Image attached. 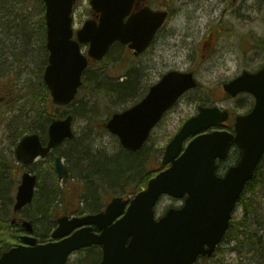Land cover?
<instances>
[{
	"label": "water",
	"instance_id": "obj_1",
	"mask_svg": "<svg viewBox=\"0 0 264 264\" xmlns=\"http://www.w3.org/2000/svg\"><path fill=\"white\" fill-rule=\"evenodd\" d=\"M43 1L50 53L44 80L53 103L58 106L69 105L82 85L89 61L81 52V44H89L88 56L95 60L103 59L116 42L129 45L139 55L150 46L166 18L165 14L149 9L130 16L133 0H90L98 21H87L75 40L72 13L76 0ZM196 86L192 74L170 72L151 88L142 102L115 114L107 128L118 136L125 149L138 151L164 113ZM225 89L232 95L250 92L257 101L250 114L237 118L235 135L226 132L198 135L222 126L229 117L228 112L217 107L201 109L167 146L163 164L171 166L151 179L128 207L129 201L114 198L102 213L59 218L52 237L62 240L48 244H37L32 236V222L24 220L22 226L27 234L22 236V244L2 253L0 264H66L74 252L95 245L102 247L100 264H195L199 256L211 257L227 233L237 202L264 156V70L244 73ZM72 121V116L54 120L46 145L37 133L25 136L16 149L17 160L31 164L72 139ZM196 135L183 151L186 139ZM232 144L242 150V156L224 177H219L215 173L216 161L227 158ZM55 168L60 178L68 175L59 157ZM36 184V175L23 174L15 212L32 203ZM164 194L177 199L186 196L185 204L181 209H170L157 220L154 208ZM94 227L99 233L94 232Z\"/></svg>",
	"mask_w": 264,
	"mask_h": 264
},
{
	"label": "rangeland",
	"instance_id": "obj_2",
	"mask_svg": "<svg viewBox=\"0 0 264 264\" xmlns=\"http://www.w3.org/2000/svg\"><path fill=\"white\" fill-rule=\"evenodd\" d=\"M215 1L217 0L210 3ZM255 2H258L257 6H254ZM148 3L157 9H167L170 13L150 50L139 57H134L128 54L126 47L116 44L106 59L93 63L88 69L86 85L78 99L70 106L56 108L48 105L46 101H41L43 92L39 87L49 57V52L43 45L44 39L46 40V27L42 26L45 10L41 8V4L37 2L33 4L30 12L27 11L28 17L21 18L27 22V32L17 40L14 33V0H0V158L11 166L10 169H6L5 175L1 174L0 167V177L10 188L13 197L11 207L15 203L21 175L25 170L36 174L39 183L43 182L45 196L52 194L50 192L53 189H59L57 195L52 194L54 201H51L53 204L51 209L56 219L62 215L81 216L84 215L82 213L90 212L98 192L103 196L102 202L105 203L103 208L113 197L132 198L133 188L120 184L121 179H118L115 166L117 159L118 164L127 166L126 159L122 157L125 151L114 135L105 132L106 121L114 113L122 112L142 100L148 89L170 71L192 72L201 85V88L184 96L166 115L144 149L141 160L143 170L144 168L148 170L149 175L147 178L142 176L136 182L137 191L144 190L160 167L166 146L182 125L197 114L199 108L197 105L208 103L210 97L215 100L221 98L223 84L233 80L244 70L256 69L264 64V44L261 43V40H264L263 0L238 2L237 5L243 4L244 9L237 18L231 15L223 16L222 9L213 10L211 6L203 2L197 5L193 0H148ZM91 16L90 1L77 0L74 10L75 30H79ZM209 32L213 34L212 41H206ZM14 44L17 45L16 49ZM88 49V45L82 46L85 54ZM127 80L130 83L129 88L120 94L114 85ZM36 91L40 98L34 103L31 94ZM19 97L20 103L14 107V99ZM43 108H47L54 117L68 115L74 117L75 142L65 143L50 158L22 168L15 158L20 140L34 131L39 132L42 139L47 138V131L42 133L46 130L44 117L37 116ZM224 108H231L235 117L246 113L251 107ZM17 128L24 134L23 137L16 133ZM57 156L63 158L70 170V175L63 180L58 179L54 170V159ZM99 156L117 158L104 169L107 179L103 180L91 173L97 182L104 185V190L99 188L101 185L96 182L93 188H90L86 183L87 171L82 168L83 162L90 163L89 160L86 162L88 157L92 162ZM104 166L105 164L101 170ZM260 192L259 214L262 215L264 187ZM182 205L183 200L165 196L156 207V217H162L169 208ZM45 207L43 201L41 203L37 201L27 213L20 214V217H25L40 226L35 235L38 240H41L39 235L47 231L51 235L55 229L46 220L48 218H41ZM2 209L3 205L0 207V210ZM2 214L0 212V218ZM244 217L243 223L249 225L245 228L247 234L256 233L262 240L259 241L256 237L244 247L231 233L232 235L221 245V250L201 264H264V255L261 252L264 251V226L260 227L264 221L263 217L259 216L260 222L256 221L257 217L252 214L246 215L244 208L239 204L233 218L236 228ZM240 231L242 234L239 227V233ZM23 234L19 228H14L6 235L9 245L15 246L20 243V236ZM101 259V250L95 248L73 254L68 264H100Z\"/></svg>",
	"mask_w": 264,
	"mask_h": 264
},
{
	"label": "trees",
	"instance_id": "obj_3",
	"mask_svg": "<svg viewBox=\"0 0 264 264\" xmlns=\"http://www.w3.org/2000/svg\"><path fill=\"white\" fill-rule=\"evenodd\" d=\"M36 2L41 4V8L44 10L42 0H14V26H15L14 33L17 35V40H20L21 35H23V33L27 32L26 31L27 22H24L23 20H21V18H23L24 16H26V18L28 17L27 11L29 10V12H30L31 7ZM42 26H43V28L45 26L44 17H42ZM261 43H264L263 39L261 40ZM43 45H44V49H46V40L45 39H44ZM16 46L17 45L14 44V49H16ZM40 79H41L40 80V86H39L40 91H42L44 93V94L42 93V95H41V97H42L41 101H43V102L46 101V103L48 105L53 106L49 91H48V89H47V87L43 81V76ZM129 84H130L129 81L127 80L123 83H119V82L115 83L114 86L120 94H123V92L129 88ZM31 96H32V98L34 97V100H33L34 103L36 102L37 99L40 98V95H38V91L32 93ZM20 98L21 97L14 99V107H17V105L20 103ZM47 108H43V110L41 112H38V114H37L38 117H42V118L44 117V120L46 123V126H45L46 130H44L42 133L47 131V127H48L47 124H49L51 122L52 116H53L51 113H49ZM46 114H48L47 117L45 116ZM24 124H25V122H24ZM16 133L20 137H23V135H24L21 132H19L18 128L16 129ZM72 142H75V141L72 140ZM72 142L68 141L67 143L70 144ZM143 153H144V149H142L136 153L125 152L124 153L125 155L122 157H124V159H126V161L125 160L124 161H125V164H127V166L118 164L117 158L108 159V158L101 157L102 159L100 158V160H101L100 162L105 164V166L103 167L102 170H101V167L103 164L101 165V163H100V165L96 166V165H94L93 160H92V162L89 161L90 162L89 164L83 162L82 168L85 169V171H87V178H86L87 185L91 186V184H94L96 182L98 185H101L99 188H102L104 190V187H103L104 185L97 182L98 180H95L93 178V175H91V173L96 174L97 176L101 177L103 180L107 179L108 177H107V174L105 173L104 169H106V165L107 166L109 165L108 163L113 162L114 160L117 159L116 160L117 162H115L117 165H115V166L117 167V176H118V179H121V184L123 185V187L128 185L131 189L133 188L132 193L137 192L138 183H136V182L142 176L147 178L149 175L148 170L146 171L145 168L143 170V165H142L143 162L141 160V158H143V156H144V155H142ZM105 162H107V163H105ZM111 164H113V163H111ZM0 167L2 170L1 174L5 175L4 172L6 171L7 168L10 169L11 166H10V164L5 163L3 158H0ZM80 167H81V165H80ZM53 173H54V171H53ZM42 183L43 182L38 184V190L36 192L34 203H36L37 201L40 203L42 201L44 202V205L46 207L44 209V212H42L43 214L40 213L42 215L41 218H43V219L48 218L46 220H48V222H50L51 226L53 227L56 223V216L52 212L53 209H51V207L53 206V204H51L52 203L51 201H54L52 194L57 195L59 189L55 188L50 192L52 194H50V195L47 194L45 196L44 195L45 189H44V186ZM263 187H264V158H263L262 162L260 163V165L258 166V169L255 173L254 179L247 185L245 193L242 196V198L240 199V203H239L244 208L245 214L246 215H251V214L254 215L255 217H257L256 221H258V222H260L259 216H262L263 220H264V214H262V215L259 214L261 211V207H260L259 200H258V196H260V193H261L260 191H262ZM9 189L10 188H8V184L7 183L5 184L4 181L0 177V207H2V205H3V209L0 210V212L3 213L1 218H0V253L3 250L9 248V246H10L9 245V239L6 237V235L8 233H10V229L13 228L12 226H10V220H9V216H8L10 214V207H11L10 205H11V202L13 200L11 191H9ZM8 192H9V194H8ZM101 194L102 193L99 194V192H98V194L96 196L97 199L96 198L94 199L93 205L90 209V212H96V211L100 210L102 203H103L102 202L103 196ZM33 204L28 206L26 209H24L22 211V213H24V214L27 213V211L33 206ZM244 221H245V217H244V220L238 224L240 229H242V234H241V231L239 233V227L237 226V228H236L235 222L233 221L231 223L230 230H229L228 234L226 235V240L230 235L233 234V237L235 238V240L240 241V244L244 245V247L246 245H248L249 242L256 237L259 239V241H261L262 238L258 237L256 233L254 235H252L251 233H249V235L247 234V231L245 228L249 227V225L243 223ZM262 226H264V221H263V224L260 225V227H262ZM14 227L19 228L18 226H14ZM35 227H36L37 231L40 230L39 229L40 226L35 225ZM236 230H237V234H235ZM39 236L41 239L40 241L42 243H45L49 240L50 232L47 231L46 233L39 235ZM241 238H243V239H241ZM221 248L222 247L218 248V251L221 250ZM93 249H95V248H93ZM261 252L264 255V251H261ZM98 257H100V255Z\"/></svg>",
	"mask_w": 264,
	"mask_h": 264
},
{
	"label": "flooded vegetation",
	"instance_id": "obj_4",
	"mask_svg": "<svg viewBox=\"0 0 264 264\" xmlns=\"http://www.w3.org/2000/svg\"><path fill=\"white\" fill-rule=\"evenodd\" d=\"M193 1L197 5H201V2H203L205 5L211 6V9H213V10L222 9L221 15H223V16L231 15L235 18H237L242 13V11L244 9L243 4L237 5L238 2L241 3V0H217L214 3H210L212 0H193ZM227 1H229V2L227 4H225ZM257 5H258V2H255L254 6H257ZM147 6L151 7L153 10H156V11L163 10V9H157V8L152 7L148 3V0H135L134 11H138L139 9H141L143 7H147ZM254 6H253V8H254ZM212 36H213V34H211V32H209L207 35L206 41H212ZM131 53L133 54V52H131ZM258 70H260V69L256 68V69H251V70H244L243 72L249 71V72L255 73ZM220 97L221 98H218L216 100L211 99V97H210V102L207 103L204 107H215L216 105H218L219 107H254V105H255V99L253 98V96H251L247 93H241L237 96H231L230 94H227L223 91V93L221 94ZM225 104H227V106H224ZM226 109L229 111L231 119L228 120L225 123V125L222 128H220V130H224L226 132L234 134L235 133V120L232 119V115L234 114V111L231 108H226ZM240 154H241L240 150L238 148H236V146H232V148L229 152L228 158L226 160H223V161L221 160V161L217 162L218 173L219 174H225L228 171V169L237 162L238 158L240 157ZM231 159H233V162L230 163ZM10 217L12 218L11 220H12V223L14 225V220H13L14 216L12 217V214H11ZM203 261H205V258H202V260H200L199 264H201Z\"/></svg>",
	"mask_w": 264,
	"mask_h": 264
},
{
	"label": "bare ground",
	"instance_id": "obj_5",
	"mask_svg": "<svg viewBox=\"0 0 264 264\" xmlns=\"http://www.w3.org/2000/svg\"><path fill=\"white\" fill-rule=\"evenodd\" d=\"M101 159H102V158H101ZM88 160L90 161V158H89V157L86 159V162H87ZM98 160H100V156H99L98 158H96V159L93 160V161H94V165H96V166H97V165H100L101 162L98 161ZM75 161H77V160H75ZM120 184H121V183H120ZM90 188H93V184H91Z\"/></svg>",
	"mask_w": 264,
	"mask_h": 264
}]
</instances>
